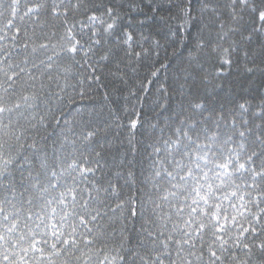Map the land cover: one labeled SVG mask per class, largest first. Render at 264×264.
<instances>
[{
  "label": "trees",
  "instance_id": "obj_1",
  "mask_svg": "<svg viewBox=\"0 0 264 264\" xmlns=\"http://www.w3.org/2000/svg\"><path fill=\"white\" fill-rule=\"evenodd\" d=\"M261 11L264 0H0V105L19 91L14 74L52 56L69 28L77 51L52 68L88 93L89 71L105 84L121 70L131 79L188 49L160 78L170 106L146 105L132 138L93 144L46 127L53 98L38 113L0 111V264H264ZM105 113L97 100L81 123L103 125ZM129 170L141 194L135 228L111 194L126 190Z\"/></svg>",
  "mask_w": 264,
  "mask_h": 264
},
{
  "label": "clouds",
  "instance_id": "obj_2",
  "mask_svg": "<svg viewBox=\"0 0 264 264\" xmlns=\"http://www.w3.org/2000/svg\"><path fill=\"white\" fill-rule=\"evenodd\" d=\"M260 19H264V11L259 13ZM114 21L107 24L108 28L113 27ZM126 39L124 44L130 47L132 35L128 30H125ZM64 43L57 50L52 47V56H45L36 64L30 67H21L14 74L11 80L10 87L18 89V93L14 91L13 98L10 102L0 105V111L8 112L17 109H36L37 113L41 110L44 102L49 98L54 99L55 106L43 109V115L40 116L41 121L46 127H51L54 131L70 129L74 135L82 142L98 144V137H108L116 135L121 138L135 137L142 126L141 115L144 107L151 106L158 108L163 114L170 106L169 90L164 83H160V78L165 75L166 69H171L177 64V61H182L188 55V49L181 46L175 53L174 57L165 63H156L144 72L139 73L134 78H128L121 70L113 72L111 75L117 79H111L108 84L101 81V76L89 71L87 74L89 84L95 83L96 88L88 93L80 89L78 82L75 79L64 78L60 73L54 72L52 65L55 62L53 56L57 55H75L77 51L78 41L74 32L69 28L63 37ZM197 46V47H201ZM40 47L49 48L46 44H41ZM226 52V50H225ZM193 57L195 53L192 54ZM139 54H137L138 58ZM221 64L232 63V60L222 56ZM45 71H41V70ZM222 68H217V73H223ZM37 73L41 74L46 83L37 87ZM109 87L118 92L115 96L109 95ZM157 97L158 104H153V97ZM103 100L106 106V113L103 125L92 123H81L84 119L82 109L92 106L97 100ZM51 103V101H49ZM122 103V111L117 110V104ZM243 107V105H241ZM27 130L25 126L17 128V139L23 136ZM19 133V135H17ZM100 155V152H97ZM208 163H213L208 161ZM224 164V161H220ZM215 166V165H214ZM223 175L230 176V172H225L220 169ZM81 175H87L82 173ZM138 179L135 171L129 170L125 181V189L121 191L116 184L112 186V195L118 197L114 202L113 207H126L129 210L128 224L133 228L136 227L138 219H140V191L138 188ZM142 187V185H140ZM201 195L207 196L206 190L201 191ZM216 209L213 208V212ZM211 214V213H210ZM131 241V235L128 236V242ZM107 260L108 257L106 256ZM115 259V257H113Z\"/></svg>",
  "mask_w": 264,
  "mask_h": 264
}]
</instances>
